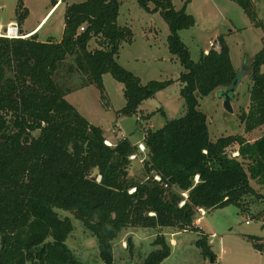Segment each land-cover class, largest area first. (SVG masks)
Returning <instances> with one entry per match:
<instances>
[{"label":"trees","instance_id":"16d2710c","mask_svg":"<svg viewBox=\"0 0 264 264\" xmlns=\"http://www.w3.org/2000/svg\"><path fill=\"white\" fill-rule=\"evenodd\" d=\"M190 1L177 11L173 0H138L142 9L160 12L168 24L169 51L184 68L177 81L144 85L119 63L123 45L134 42L131 28L118 25L120 0L68 4L60 41L0 36V264H84L67 245L73 223L58 210L72 213L97 239L103 264H115L113 243L132 227L194 231L200 234L197 245L214 264L208 237L195 223L197 210L234 205L246 211L250 197L264 201L253 186L264 188V135L254 142L235 135L214 143L207 116L198 110L201 98L230 88L238 72L224 38L219 50H209L197 63L192 60L180 36L196 24L186 12ZM232 1L256 27L264 28L253 0ZM28 15L20 0L21 31ZM95 40L98 48L89 50ZM72 58L74 63L66 64L69 72L79 69L100 90L103 101L105 75L124 85L127 103L118 115L126 117L138 116L145 101L180 83L185 115L157 131H145L147 181L131 179L128 172L137 146L123 139L108 147L104 131L67 101L72 91L56 77ZM263 66L264 48L249 66L250 108L241 117L246 133L264 127ZM252 240L264 255V240ZM155 243L160 249L143 264H162L171 256L165 238Z\"/></svg>","mask_w":264,"mask_h":264},{"label":"rangeland","instance_id":"374dc122","mask_svg":"<svg viewBox=\"0 0 264 264\" xmlns=\"http://www.w3.org/2000/svg\"><path fill=\"white\" fill-rule=\"evenodd\" d=\"M23 1L24 8L29 12L23 28L32 36L39 35L40 42H46L50 38L62 39L66 6L80 0L61 3L58 2L60 0ZM120 1L118 25L131 28L134 42L123 45L119 63L138 76L144 85L153 81H177L184 68L179 59L169 51L170 31L161 13L145 11L139 6L138 0ZM19 2L20 0H0V36L5 30L17 25ZM55 2L60 4L56 8ZM185 2L186 0H173L174 8L180 11ZM253 3L258 19L264 26V0H253ZM186 12L195 18L196 24L189 30L181 31L180 36L189 49L192 60L199 62L212 42L221 47L219 41L224 38L230 49L233 65L241 75L239 86L231 100L234 110L232 114L227 112L222 95L229 88H220L199 101L198 110L207 116L211 141L215 143L222 137L239 135L254 142L264 135V127L246 133L241 117L249 112L252 87L249 66L264 48V28L256 27L232 0H191ZM96 42L90 43L89 50L98 48ZM71 62L74 63L73 58L60 69L56 80L62 87L72 91L67 96V101L91 124L100 127L107 141L117 144L127 137L138 145L143 143L145 131H157L169 121L185 115V101L180 95L181 86L178 82L158 93L155 98L145 101L138 116L118 115L127 103L124 85L112 75H105L106 100L103 101L100 90L88 77L79 73V69L75 73L69 72L66 64ZM148 115L152 117L147 119ZM138 155V160L131 161L128 170L130 178L147 181L143 164L140 163L145 154ZM253 186L264 194V188L255 184ZM57 212L61 218H68L73 223L74 231L67 241L73 256L84 264H103L99 256L98 241L85 229L82 222L72 213L60 210ZM248 220L249 225L246 223ZM195 223L208 237L217 264H264V255L256 252L252 240H264V201L250 197L246 211L230 205L207 211L204 218L197 214ZM160 236L172 246L171 256L162 264H210V258L204 256L203 250L197 245L200 234L181 231L179 228L143 227L128 228L114 241L115 264H143L152 252L160 249L155 243Z\"/></svg>","mask_w":264,"mask_h":264},{"label":"built area","instance_id":"2783aa9c","mask_svg":"<svg viewBox=\"0 0 264 264\" xmlns=\"http://www.w3.org/2000/svg\"><path fill=\"white\" fill-rule=\"evenodd\" d=\"M63 1H70V0H60L58 2L61 3ZM81 31H84V28H82ZM3 36H7L9 38H19V37H22L23 34H22L21 30L19 29L18 25H14V26L10 27L9 29L5 30V32L3 33ZM209 48H210L209 50H212V49L219 50L220 49L219 45L218 44H215L213 42L210 43V47ZM124 139H128V138L125 137ZM105 144L108 147H115L116 146V145H113L110 141H107V140L105 141ZM135 146H137L138 151L134 155H132L130 157V160L131 161L138 160V158H139L138 153H140V155L141 154H145V157L143 159H140V163L141 164H144V161H145V158H146V153H147L146 147H145V145L143 143H139L138 145H135ZM147 180H148V178H147ZM154 180L157 181V182H159V183H161V178L159 176H154ZM198 182H199V178L197 177L196 178V183H198ZM134 191L135 190H131L130 191V194H132ZM183 196L185 198H187V195L186 194H184ZM184 204H185V202H183L180 205V207H182ZM197 213L200 214V216L203 217V218L207 215V211L205 209H198L197 210ZM151 215H153V214H151ZM246 223L249 225L250 224V221L248 220ZM213 236H215V235H213ZM214 264H217V263L215 262Z\"/></svg>","mask_w":264,"mask_h":264},{"label":"water","instance_id":"95a60500","mask_svg":"<svg viewBox=\"0 0 264 264\" xmlns=\"http://www.w3.org/2000/svg\"><path fill=\"white\" fill-rule=\"evenodd\" d=\"M240 79H241V75L240 74H237L236 79L234 80L233 84L230 86V88L228 89V91L227 92H223V94H222L223 97H224V106H225L227 112H229L231 114L234 112L233 107H232V104H231V100H232L233 96L235 95V92L237 90V87L239 86ZM98 174H99V170L98 169H95L93 176L94 177H97Z\"/></svg>","mask_w":264,"mask_h":264},{"label":"crops","instance_id":"0c3cea01","mask_svg":"<svg viewBox=\"0 0 264 264\" xmlns=\"http://www.w3.org/2000/svg\"><path fill=\"white\" fill-rule=\"evenodd\" d=\"M58 5H60V4H59V3L55 4V8H56ZM21 32H22L23 35H26L27 37L32 36V35H30V32L25 31L24 28L22 29ZM26 32H27V33H26ZM36 36H37L36 38L39 40V35H36ZM50 39H53V40H55V41H60V40H61V39H60V40H57V39H54V38H50ZM50 39H48V40H50ZM48 40H47V41H48ZM47 41H46V42H47ZM208 51H209V50L205 51V53H208ZM104 136H105V135H104ZM105 138H106V136H105ZM106 139H107V138H106ZM143 139H144V138H143ZM128 140H129V139H128ZM129 141H130V140H129ZM130 142L133 144V146L136 145V144L133 143L132 141H130ZM111 143H112V142H111ZM112 144H113V145H117L118 143H117V144L112 143ZM196 225H197V224H196ZM197 227L200 228V230H201L200 232L203 233L201 227H199L198 225H197ZM197 234H198V233H197ZM212 236H213V235H212ZM256 252H257L258 254L262 255V254L259 253L258 251H256Z\"/></svg>","mask_w":264,"mask_h":264}]
</instances>
